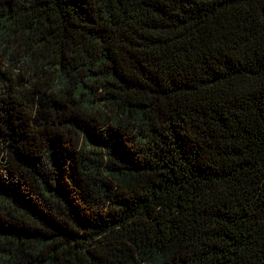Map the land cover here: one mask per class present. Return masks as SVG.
Returning <instances> with one entry per match:
<instances>
[{"label": "trees", "instance_id": "obj_1", "mask_svg": "<svg viewBox=\"0 0 264 264\" xmlns=\"http://www.w3.org/2000/svg\"><path fill=\"white\" fill-rule=\"evenodd\" d=\"M0 264H264V0H0Z\"/></svg>", "mask_w": 264, "mask_h": 264}, {"label": "rangeland", "instance_id": "obj_2", "mask_svg": "<svg viewBox=\"0 0 264 264\" xmlns=\"http://www.w3.org/2000/svg\"><path fill=\"white\" fill-rule=\"evenodd\" d=\"M77 91H78V92H79V91L82 92V97H83L84 99L89 98V93H88V91L86 90V88H85L84 86L80 85Z\"/></svg>", "mask_w": 264, "mask_h": 264}]
</instances>
